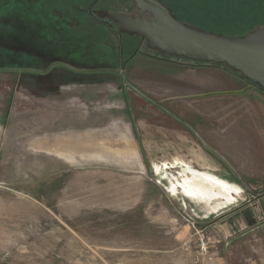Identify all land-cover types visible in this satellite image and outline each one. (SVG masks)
I'll use <instances>...</instances> for the list:
<instances>
[{"label":"rangeland","instance_id":"374dc122","mask_svg":"<svg viewBox=\"0 0 264 264\" xmlns=\"http://www.w3.org/2000/svg\"><path fill=\"white\" fill-rule=\"evenodd\" d=\"M165 1L216 34L264 28V0ZM88 2L135 3L0 0V264H264V90L158 57ZM54 61L117 71L9 70ZM188 166L237 182L239 202L215 213L183 195Z\"/></svg>","mask_w":264,"mask_h":264},{"label":"water","instance_id":"95a60500","mask_svg":"<svg viewBox=\"0 0 264 264\" xmlns=\"http://www.w3.org/2000/svg\"><path fill=\"white\" fill-rule=\"evenodd\" d=\"M134 1L132 10L120 13L110 12L105 7L93 9L89 2L77 7L158 57L193 63H195L194 59L224 64L222 66L225 68L229 66L236 70V72H240L234 73L241 75L251 87L255 86L264 90V28H260L244 37L234 38L224 36L213 33L184 18H178L179 16L177 17V15L173 14L163 0ZM139 8L151 10L155 13L156 17ZM113 16L122 24V29H120V24ZM157 18L165 24V27L152 25V22H156ZM49 69L11 68L9 70L32 71L45 74ZM101 71L117 70L102 69ZM122 73L124 74L125 71H122ZM133 88L147 98L137 88ZM197 136L206 148L232 168L225 157L209 146L199 135ZM247 190L254 194L249 188ZM263 197L264 192L257 195V199ZM215 221L208 224L198 223V225L206 227Z\"/></svg>","mask_w":264,"mask_h":264},{"label":"bare ground","instance_id":"6f19581e","mask_svg":"<svg viewBox=\"0 0 264 264\" xmlns=\"http://www.w3.org/2000/svg\"><path fill=\"white\" fill-rule=\"evenodd\" d=\"M155 168L157 171H161L162 167L156 165ZM174 186L178 188L183 195L204 203L210 211L215 213L224 209L222 208V204L225 203L229 197L236 195V190L233 188L234 182L208 172V170L199 171L194 167H190V169L184 168L182 171L178 172L177 177L174 179ZM223 199H225V201Z\"/></svg>","mask_w":264,"mask_h":264},{"label":"flooded vegetation","instance_id":"af4514ba","mask_svg":"<svg viewBox=\"0 0 264 264\" xmlns=\"http://www.w3.org/2000/svg\"><path fill=\"white\" fill-rule=\"evenodd\" d=\"M113 18L115 19V16H113ZM116 20V19H115ZM117 21V20H116ZM119 24H120V26H121V28L120 29H122V24L119 22V21H117ZM149 23H151V22H149ZM152 25H156L157 27H165V24H163V22H161V20L160 19H158L157 18V20H156V22H152ZM159 49V48H158ZM56 66H61V67H63V68H69V69H72V70H74V71H79V72H94V71H100L101 69H98V70H91V71H86V70H82V69H77V68H73L72 66H70V64L69 63H66V62H64V61H54V62H51L50 63V69H49V67H48V72L53 68V67H56ZM47 72V73H48ZM216 155V154H215ZM158 167H159V165H158ZM187 169H190V166H188V167H186ZM199 171H201V170H199ZM233 188L236 190V196L235 197H233V198H230V199H227L226 201H225V199H224V201H225V203H223L222 204V208H226V207H228V206H231V205H235V204H237L238 202H239V198H240V195H241V193L243 192V188L239 185V184H237V183H234V186H233Z\"/></svg>","mask_w":264,"mask_h":264},{"label":"trees","instance_id":"16d2710c","mask_svg":"<svg viewBox=\"0 0 264 264\" xmlns=\"http://www.w3.org/2000/svg\"><path fill=\"white\" fill-rule=\"evenodd\" d=\"M165 3H166V1L165 0H163ZM168 6H170L171 8H175L172 4H169V3H166ZM140 10H142V11H145V12H148V13H150L151 15H153V16H155L156 17V15H155V13L154 12H152L151 10H143V9H141V8H139ZM175 10V11H174ZM173 10V12H174V14L175 15H177V17L178 18H181V15L178 13V11H177V9H174ZM176 12V13H175ZM159 19V18H158ZM193 61H195V63H191V65H194V66H207V67H219V68H222V69H224V70H226V71H229V72H231V73H233V72H236V70H234V69H232V68H230L228 65V68H225L224 66H222V65H224V64H217V63H214V62H207V61H199V60H194L193 59ZM226 65V64H225ZM236 73H240V72H236Z\"/></svg>","mask_w":264,"mask_h":264},{"label":"crops","instance_id":"0c3cea01","mask_svg":"<svg viewBox=\"0 0 264 264\" xmlns=\"http://www.w3.org/2000/svg\"><path fill=\"white\" fill-rule=\"evenodd\" d=\"M192 71L194 72V71H196V70H192ZM194 73H197V72H194ZM238 77L242 78L241 75H238ZM242 79H244V78H242ZM244 80H245V79H244ZM155 82H157V81H155ZM249 85H250V84H249ZM236 92H239V91H234V93H236ZM46 145H49V144H45V145H44L45 150L51 151V149H50V145L48 146L49 149H48V147H46ZM57 154H58V156L62 157L63 159H66V160L69 161V159L67 158V157H69V156L65 155V153H63V151H62V152H57ZM69 158H70V157H69Z\"/></svg>","mask_w":264,"mask_h":264}]
</instances>
